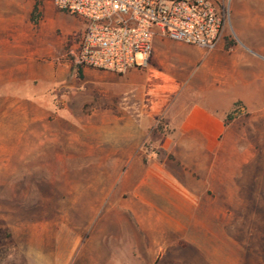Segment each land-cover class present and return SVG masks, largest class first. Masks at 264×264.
Returning a JSON list of instances; mask_svg holds the SVG:
<instances>
[{
    "label": "rangeland",
    "instance_id": "obj_1",
    "mask_svg": "<svg viewBox=\"0 0 264 264\" xmlns=\"http://www.w3.org/2000/svg\"><path fill=\"white\" fill-rule=\"evenodd\" d=\"M209 1L226 15L220 41L233 40L264 65V0ZM1 6L12 17L13 47L24 49L26 33L45 52L27 69L34 78L19 80L23 71L0 85L14 104L0 106V264H264V84L260 106H236L202 163L165 160L186 199L148 180L136 185L121 179L134 165L111 162L126 150L116 100L84 96L118 89L78 81L69 65L61 67L82 22L51 0ZM57 65L63 80L51 84L46 68ZM34 93L43 116L24 113ZM157 127L140 143V175L165 134Z\"/></svg>",
    "mask_w": 264,
    "mask_h": 264
},
{
    "label": "crops",
    "instance_id": "obj_2",
    "mask_svg": "<svg viewBox=\"0 0 264 264\" xmlns=\"http://www.w3.org/2000/svg\"><path fill=\"white\" fill-rule=\"evenodd\" d=\"M0 3H4V0H0ZM11 19L8 8L1 6L2 86L11 84L12 77L23 71L27 77H20L19 80L34 78L32 72L27 74V69L43 51L32 45L26 33V46L21 52L17 51L11 44ZM29 41L31 45L27 44ZM58 65L55 72L46 68L48 82L51 84L62 83L64 71ZM62 65L67 68V64ZM82 76L81 80L76 79H87L90 80L88 84H105L118 89L113 95H84L88 99L97 97L117 102L116 123L121 127L120 132H123L120 140L124 141L125 145L122 146L126 150L115 154L112 163L132 164L139 168L142 158L138 150L142 138L158 125L163 126L165 134L157 148L165 154L163 162L160 164L155 161L160 159L152 154L150 165L141 175L134 171V167L123 173L121 179L131 182L137 180L136 185L148 180L152 185L162 186L186 199L188 193L180 181L182 178L166 165L165 160L182 167V163H202V158L211 156L219 146L220 137H224L230 123L228 116L235 111L236 106L248 110L253 107V101L256 102L254 107L260 106L264 65L252 61L243 46L233 40L228 43L221 40L214 50L207 51L157 35L153 39L148 65L144 69H134L122 76L82 69ZM34 94L33 102L26 105L24 113L27 114L29 108L35 116H43L42 105L36 101L37 94ZM0 106L6 110L14 104L10 96L2 94Z\"/></svg>",
    "mask_w": 264,
    "mask_h": 264
},
{
    "label": "built area",
    "instance_id": "obj_3",
    "mask_svg": "<svg viewBox=\"0 0 264 264\" xmlns=\"http://www.w3.org/2000/svg\"><path fill=\"white\" fill-rule=\"evenodd\" d=\"M83 29L65 48L72 69H92L118 76L148 65L153 39L214 50L226 15L209 0H51Z\"/></svg>",
    "mask_w": 264,
    "mask_h": 264
},
{
    "label": "trees",
    "instance_id": "obj_4",
    "mask_svg": "<svg viewBox=\"0 0 264 264\" xmlns=\"http://www.w3.org/2000/svg\"><path fill=\"white\" fill-rule=\"evenodd\" d=\"M36 11H37V5H34V8L32 10V13H31V22L36 24ZM74 70V73H75V76L78 80H81L83 78L82 76V69L81 68H75L73 69ZM228 120H230V116H228ZM159 130V127L153 129L152 133H157V131ZM157 156L159 159H161L162 157L164 158L165 154L162 150H157L156 152Z\"/></svg>",
    "mask_w": 264,
    "mask_h": 264
}]
</instances>
